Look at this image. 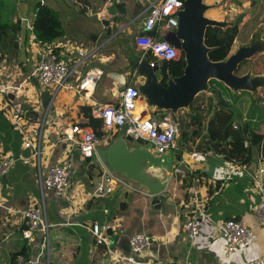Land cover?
<instances>
[{
  "label": "crops",
  "instance_id": "0c3cea01",
  "mask_svg": "<svg viewBox=\"0 0 264 264\" xmlns=\"http://www.w3.org/2000/svg\"><path fill=\"white\" fill-rule=\"evenodd\" d=\"M69 1L38 0L37 3H45L58 11L66 34L55 44L64 52L66 60L69 56L76 59L72 52L84 49L89 56L84 70H103L104 75L97 84L94 97L116 102L127 82L124 76L114 71L119 62L110 57L113 52L97 50L100 15L92 17L88 9ZM117 1L90 0L102 16L106 15V8L114 7L117 14L124 15L119 20L120 27H126L128 35L135 36L137 28L128 25L139 12L141 0H119L121 4L116 5ZM14 2V19L26 17L29 23H33L37 4L31 0ZM123 8L125 13H122ZM31 36L28 29L21 27L18 51L5 56L0 54V90L4 91L0 96V156L18 159L9 175L0 179V264H11L14 256L21 252H25L24 256L31 264H113L109 253L96 244L89 231L93 223L109 226L110 237L125 254L130 253V237L145 233L152 237L150 255L177 264H248L264 255V226L254 213L259 197L252 179L264 169L261 150L256 149L250 165L243 168L227 161L221 154L200 153L195 145L182 150L179 144L180 149L172 155L181 156L186 174L193 175L199 171L207 179L199 182L193 178L191 188L187 189L183 182L186 175L173 176L168 190L172 204L163 203L160 209L152 205V197L124 185L111 195H95V183L98 185L101 181L102 176L99 175H104V169L95 160L90 162L83 157L77 145L65 140V130L83 121V106L91 107L92 116L94 98L87 99L71 91L55 94L51 89H43L33 76L39 45ZM253 60L255 68L262 67L258 73H263L264 55ZM205 97L202 102L206 107L211 103L214 105L210 97ZM225 99L234 112V125L248 124L254 133L264 134V103L257 104L246 93L232 97L228 91ZM145 107L142 102L141 108ZM18 109L26 111L22 126L32 133L35 144L41 134L37 153L25 148L20 130L11 129V112ZM185 120L189 122L187 116ZM21 157L27 162L19 160ZM67 159L72 162L67 197L44 192L40 176ZM92 163L96 169L90 174ZM261 177L264 182V174ZM35 204L45 206L50 230L47 238L36 233L34 240L30 241L22 235V211ZM190 217L197 218L204 238L192 240L184 231V223ZM242 217L258 240L248 249L240 250L225 260V241L205 237L210 235L215 223Z\"/></svg>",
  "mask_w": 264,
  "mask_h": 264
},
{
  "label": "built area",
  "instance_id": "2783aa9c",
  "mask_svg": "<svg viewBox=\"0 0 264 264\" xmlns=\"http://www.w3.org/2000/svg\"><path fill=\"white\" fill-rule=\"evenodd\" d=\"M72 1L76 2L77 0ZM140 4L139 12L128 25V27L135 25L137 28L138 33H135L134 36L137 51L143 56L148 55L152 66L159 65L164 61H178L183 53L168 43L166 36L178 29L177 13L184 8V2L181 0H141ZM141 19L142 21L138 22ZM17 20L21 27H25L31 32V39L37 43L33 32V23H29L26 17ZM147 32H154V35L148 36ZM141 33L144 35L140 37ZM165 45L166 47H164ZM72 53H75L76 59L69 56L67 61L66 55L55 43L39 45L33 76L43 89H51L55 94L71 91L78 95H84L87 99L94 98L92 116L103 121L106 135L103 138H98L93 129L82 127L79 124L71 125L65 130V140L77 145L83 157L94 158L97 147L108 144L123 129H125V136L129 142L143 144L157 156L174 153L180 149L181 122L173 112L157 114L158 118L154 120L153 115L147 111L146 107L141 108L142 97L138 90L130 85H126L120 91L116 102L96 99L99 97H94V93L97 84L104 75L103 70L99 68L84 70L89 57L86 50L76 49V52ZM2 94L4 91L0 90V96ZM261 95L264 100V90ZM25 115L26 111L22 109L12 111V122L15 128L22 132L25 148L33 149L34 153H37L41 145V134L35 144L32 133L22 126V118ZM234 127L238 128L236 125ZM19 160L27 162V159L23 157ZM17 161L18 159L11 156H0V179H5L9 175ZM184 168L181 161L176 162L172 177L186 175ZM103 171L104 175L97 186L95 195H111L123 185L118 177L112 176L106 170ZM262 174H264V169L260 170L259 176H252V179L259 197L254 207V213L260 224L264 226ZM71 178L72 162L67 159L50 167L46 174L40 176L41 188L44 192H52L56 197H67ZM199 212L202 211L199 210ZM22 216L24 239L33 241L36 233H41L46 238L49 236L50 224L47 221L44 205H31L22 211ZM183 229L192 240L204 238L196 217L187 219ZM109 230V226L99 223H93L89 227L96 244L106 249L113 264H177L172 260H162L150 255L152 237L145 233L130 237V253L125 254L110 237ZM205 238H219L225 241V260L240 250L248 249L258 240L257 235L247 227L243 217L215 223L212 232ZM11 264H31V261L27 260L24 255L18 254ZM248 264H264V255Z\"/></svg>",
  "mask_w": 264,
  "mask_h": 264
},
{
  "label": "water",
  "instance_id": "95a60500",
  "mask_svg": "<svg viewBox=\"0 0 264 264\" xmlns=\"http://www.w3.org/2000/svg\"><path fill=\"white\" fill-rule=\"evenodd\" d=\"M69 3H78L88 9L92 17L100 15L101 32L97 50L113 52L110 57L119 62L114 71L126 78L127 85L138 90L154 120H157V114L171 111L180 121V113H191V106L201 95L210 97L214 106L228 107L221 100V90L212 82L220 83L232 97L246 93L257 104L264 103L261 95L264 90V72L255 73L251 67L248 72L238 74L243 63L264 55V20L249 39L225 59L212 60L210 54L217 47L206 44L209 28L227 30L239 26L256 6V2L230 21L228 17L222 20L206 17L205 13L215 9L216 5H208L204 0H185L184 8L177 13L178 29L169 33L166 41L182 51L186 66L181 76L168 79L166 85L162 82L159 65L152 66L150 57L137 51L134 36L128 35L126 27H120L119 20L124 15L117 14L116 9L110 7L106 8V15L102 16L90 0H70ZM120 4L118 0L116 5ZM125 12L123 8L122 13ZM143 35L141 33L140 37ZM146 35L153 36L154 32H147ZM94 158L104 170L118 177L124 186L152 197V205L157 209L163 203L172 204L168 190L175 159L181 161L180 155L167 153L157 156L143 144H131L123 129L108 144L98 146Z\"/></svg>",
  "mask_w": 264,
  "mask_h": 264
},
{
  "label": "trees",
  "instance_id": "16d2710c",
  "mask_svg": "<svg viewBox=\"0 0 264 264\" xmlns=\"http://www.w3.org/2000/svg\"><path fill=\"white\" fill-rule=\"evenodd\" d=\"M185 2V0H181ZM224 1V0H223ZM37 12L33 20V32L39 45L53 44L59 39L64 38L66 32L64 25L60 19L58 11L45 3L39 2L36 7ZM16 7L14 0H0V54L5 56L10 52L18 51L19 34L21 31L20 22L15 20ZM210 29V28H209ZM218 29V28H211ZM218 54L217 49L210 54ZM184 56L178 61H164L159 64L161 78L164 85L170 78L179 77L183 74L185 68ZM213 85L221 90V100L227 105L229 103L225 99L227 90L217 82ZM199 97L191 106V113L186 114L189 122L182 121L181 117V135L179 142L183 149H190L195 145L198 152H212L221 154L224 158L241 166H249L254 159L256 149L261 150L262 160H264V134H257L251 131L248 124L238 125L234 127V112L227 106H214L212 103L207 107L203 103H199ZM83 121L79 124L82 127H91L98 138H103L106 132L103 129V121L91 116V107H82ZM207 123L205 125V121ZM15 130V126L11 129ZM198 140H200L198 142ZM247 143V145H246ZM180 150V152L182 151ZM18 158V154H16ZM93 162L95 158H88ZM90 174L96 168L92 163ZM193 175H187L183 178L186 188H191V179L204 181L207 179L204 173L196 171ZM102 176V173L99 175ZM189 181V183H187ZM19 254L25 255V252ZM16 254L14 256H17ZM26 258V257H25ZM27 259V258H26ZM28 260V259H27Z\"/></svg>",
  "mask_w": 264,
  "mask_h": 264
},
{
  "label": "rangeland",
  "instance_id": "374dc122",
  "mask_svg": "<svg viewBox=\"0 0 264 264\" xmlns=\"http://www.w3.org/2000/svg\"><path fill=\"white\" fill-rule=\"evenodd\" d=\"M31 1H33V4H37L38 2V0ZM206 1L212 2L213 0ZM253 2H256L257 6L249 15H247L244 22L237 29L227 32H223L220 29H208L206 35V44L209 47H217L218 52V54H212L214 60L225 59L228 54L230 55L231 53H233L239 45L245 43L249 39L253 31L258 27L259 23L264 20V0H222L221 4L223 11H221L219 17L221 18L222 16L226 15L224 17L232 18V20H235L239 15H241L244 9L250 8ZM86 19L89 18L86 17ZM141 21L142 19L138 22ZM69 31L71 32L72 30L69 29ZM253 59L243 63L238 69V74H244L248 72L251 67L254 68L255 73L262 71L261 66H257L255 68L254 64H252L255 63V60ZM62 94L63 93H61L60 95ZM205 96L206 95L199 96V103H203L202 101H204V99L206 98ZM185 116L186 114L183 113L181 116L182 121L185 120ZM131 144L136 145V143ZM95 186L97 188V182L95 183Z\"/></svg>",
  "mask_w": 264,
  "mask_h": 264
},
{
  "label": "flooded vegetation",
  "instance_id": "af4514ba",
  "mask_svg": "<svg viewBox=\"0 0 264 264\" xmlns=\"http://www.w3.org/2000/svg\"><path fill=\"white\" fill-rule=\"evenodd\" d=\"M204 2L206 3V4H208V5H216L217 7L215 8V9H213V10H209V11H207L206 13H205V15H206V17H208V18H211V19H219V20H222L223 18H224V16H226V15H224V16H222L221 18L219 17L220 15V13H221V11H223L222 10V4H221V2H222V0H213L212 2H208V1H206V0H204ZM256 6H257V4H256ZM255 6V7H256ZM254 7V8H255ZM253 8V9H254ZM253 9H252V11H253ZM245 10V9H244ZM251 11V12H252ZM250 12V13H251ZM249 13V14H250ZM248 14V15H249ZM229 18V17H228ZM229 20L230 21H232V18H229ZM241 25V24H240ZM239 25V26H240ZM239 26H236V27H234V28H229V29H227V30H222V29H220V28H218V29H220V30H222L223 32H227V31H232V30H235V29H237ZM229 55V54H228ZM228 55H227V57H228ZM226 57V58H227Z\"/></svg>",
  "mask_w": 264,
  "mask_h": 264
},
{
  "label": "clouds",
  "instance_id": "9594fccd",
  "mask_svg": "<svg viewBox=\"0 0 264 264\" xmlns=\"http://www.w3.org/2000/svg\"><path fill=\"white\" fill-rule=\"evenodd\" d=\"M164 47H166V45Z\"/></svg>",
  "mask_w": 264,
  "mask_h": 264
}]
</instances>
